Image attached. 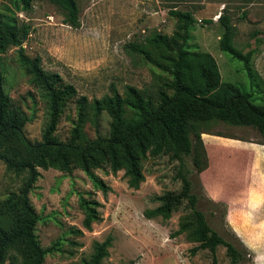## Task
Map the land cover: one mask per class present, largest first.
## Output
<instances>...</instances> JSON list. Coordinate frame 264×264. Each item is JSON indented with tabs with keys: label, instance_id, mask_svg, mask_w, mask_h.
<instances>
[{
	"label": "rangeland",
	"instance_id": "obj_1",
	"mask_svg": "<svg viewBox=\"0 0 264 264\" xmlns=\"http://www.w3.org/2000/svg\"><path fill=\"white\" fill-rule=\"evenodd\" d=\"M189 1L193 0H77L80 24L75 28L66 22L67 11L48 0H33L29 12L18 9L13 0H0L3 20L13 15L20 25H29L22 52L38 57L45 72L57 73L76 90L62 105L55 131L59 139L71 136L79 96L86 98L84 118L78 126L79 144L108 135L110 118L104 110L96 113L93 101L112 95V88L124 96L130 85L157 99V90L165 88L170 76L159 65L163 62L160 54L148 46L146 38L153 32L173 36L179 30L178 21L168 11L190 10L185 4ZM224 10L234 26V45L243 54L250 52L252 77L241 60L220 50L223 28L217 15L195 18L188 43L193 50L214 58L222 81L250 93L255 104L264 105V6L240 11L229 5ZM129 43L150 49L152 59L132 51ZM19 60L17 46L0 53L3 88L31 116L24 131L27 138L37 141L49 120L48 97ZM205 130L201 138L208 167L198 175L189 156L181 167L165 153H147L141 161L144 180L138 188L129 186L123 169L113 172L106 165L95 169L110 187L104 195L77 167L69 173L39 168L41 175L29 196L39 215L34 233L40 245L49 249L44 264H91L96 243L107 238L110 245L99 264H213L209 249L192 251L199 243L194 237L195 226L173 235L182 222L192 220L186 202L168 219L144 215V210L159 205L157 195L181 190L179 172L185 170L197 195V207L209 226L242 252L236 264H264L261 136L251 126L222 121L208 123ZM25 175L8 171L0 159V200L17 191ZM80 196L100 202V219L90 228L83 224ZM215 256L216 264L230 262L223 245L216 247Z\"/></svg>",
	"mask_w": 264,
	"mask_h": 264
},
{
	"label": "trees",
	"instance_id": "obj_2",
	"mask_svg": "<svg viewBox=\"0 0 264 264\" xmlns=\"http://www.w3.org/2000/svg\"><path fill=\"white\" fill-rule=\"evenodd\" d=\"M33 0H13L15 6L25 12L32 10ZM58 4L68 13L66 22L78 27L79 7L77 0H48ZM168 14L178 21L179 30L173 36L153 32L146 38L150 48L160 54L161 67L170 80L164 89L157 90V99L145 96L137 88L127 85L122 96L115 88L112 95L93 101L96 113L104 110L109 118V133L98 135L84 144L77 143L78 126L84 118L86 98L76 100L77 119L67 140L59 139L55 131L60 119L63 103L76 94L73 85L65 83L57 73H47L40 66L38 57L31 58L22 52V44L29 34L28 24H19L15 16L3 20L0 14V53L10 46L19 48L20 63L35 84L46 91L50 116L42 139L31 141L25 135V125L31 116L23 104H17L3 88L0 70V159L8 171L15 174L25 172V178L17 191H11L0 200V264H44L49 249L43 248L34 233L39 215L31 200L30 192L41 173L39 168H55L69 173L74 167L81 169L93 186L104 195L110 187L100 178L95 169L108 166L113 172L123 169L130 187L138 188L144 180L141 161L147 153H165L183 167L184 158L189 156L197 175L208 167V157L201 134L213 121L231 125L251 126L261 136L264 145V105L255 104L251 94L241 91L232 83L221 80L218 65L207 52L193 50L188 43L190 30L196 22L190 10L170 9ZM217 21L223 28L219 47L223 52L241 60L250 77V52L242 53L233 43L234 26L230 17L220 13ZM180 31V32H179ZM129 48L146 59H152L150 49L135 43ZM188 170L179 172L181 190L166 191L157 195L159 205L144 210L146 218L160 216L168 219L171 213L187 204L192 220L182 222L173 235L195 226L194 237L198 244L192 251L207 248L216 264L215 249L226 248L229 264H236L242 252L213 230L197 207V195L192 191ZM84 211L83 224L86 228L100 219L97 208L100 202L79 197ZM110 245V238L96 243L91 255V264H99Z\"/></svg>",
	"mask_w": 264,
	"mask_h": 264
},
{
	"label": "crops",
	"instance_id": "obj_3",
	"mask_svg": "<svg viewBox=\"0 0 264 264\" xmlns=\"http://www.w3.org/2000/svg\"><path fill=\"white\" fill-rule=\"evenodd\" d=\"M185 4L186 6L190 5L189 9L195 18L202 14H215L218 19L222 12L228 15L224 9H227L229 5L232 8H239L240 11H244L251 8H263L264 0H193L185 2Z\"/></svg>",
	"mask_w": 264,
	"mask_h": 264
}]
</instances>
